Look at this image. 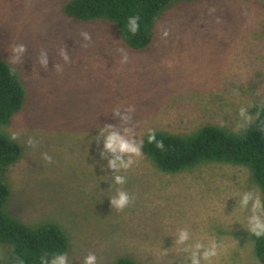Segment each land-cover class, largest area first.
Masks as SVG:
<instances>
[{"label": "rangeland", "instance_id": "obj_1", "mask_svg": "<svg viewBox=\"0 0 264 264\" xmlns=\"http://www.w3.org/2000/svg\"><path fill=\"white\" fill-rule=\"evenodd\" d=\"M67 1L0 0V58L26 91L6 127L22 151L6 172L7 213L30 227L60 226L70 264L90 253L97 264L121 257L191 264L177 250L196 242L217 245L216 256L201 264H259L247 228L253 201L242 209L240 199L247 192L261 203V194L246 168L202 164L166 175L142 152L128 169L110 170L109 160L126 157L104 151L98 134L111 126L141 142L148 129L186 136L206 125L240 132L252 124L264 103V0L180 4L136 53L110 25L65 17ZM20 44L25 52L13 63ZM29 137L35 147L27 146ZM114 175L125 183L115 184ZM117 191L130 197L122 210L109 203ZM180 230L189 233L184 245L176 243ZM8 251L0 246V262Z\"/></svg>", "mask_w": 264, "mask_h": 264}, {"label": "trees", "instance_id": "obj_2", "mask_svg": "<svg viewBox=\"0 0 264 264\" xmlns=\"http://www.w3.org/2000/svg\"><path fill=\"white\" fill-rule=\"evenodd\" d=\"M208 0H68L62 9L65 17L76 23L102 22L110 25L120 42L130 51L145 50L153 37L156 23L165 12L184 3ZM139 16L138 30L127 31V20ZM26 91L19 74L0 58V246L9 248L0 264H40V257L69 253V241L63 229L53 223L27 226L9 215L6 207L11 190L6 172L22 158L19 145L6 132L15 115L25 105ZM164 149L158 150L142 139V152L160 173L176 175L202 164L243 167L251 183L261 194L264 205V103L255 121L240 132L206 125L194 133L181 136L155 132ZM254 255L264 264V237L254 238ZM114 264H139L121 257Z\"/></svg>", "mask_w": 264, "mask_h": 264}, {"label": "clouds", "instance_id": "obj_3", "mask_svg": "<svg viewBox=\"0 0 264 264\" xmlns=\"http://www.w3.org/2000/svg\"><path fill=\"white\" fill-rule=\"evenodd\" d=\"M138 21L139 16H131L127 20V31L130 34H135L138 30ZM163 35H167L165 32ZM25 52L24 45H16L12 48V59L13 63L19 59ZM62 58L67 62L68 56L61 53ZM127 57H124L126 60ZM123 62V61H122ZM40 63L44 67L47 64V59L44 53H41ZM240 115L245 116L244 110H240ZM245 119H248L245 117ZM111 126H106L105 128L99 131V136L103 137V150L109 153H118L120 156L126 157L125 161H121L119 156L114 160H109L107 167L110 170L116 169H128L132 163V157H139L142 155V142L133 141L131 135L129 134L127 138L125 136L118 135L117 133L110 130ZM17 133L13 132L11 134V139L15 140ZM147 142L154 143L155 147L158 150L164 149V143L162 140L156 139V133L152 129L147 131ZM27 146L35 147V141L29 137L26 141ZM45 162L51 163V157L46 153L42 154L41 157ZM113 181L117 185H122L125 183V178L122 175H114ZM249 201L252 203V215L248 217L247 228L248 233L257 239L264 237V205H261L259 199L253 200L251 193H244L240 199L241 208H246L249 204ZM111 207H115L117 210H122L130 203V197L128 193L124 191H117L116 195L109 199ZM189 239V233L186 230H180L177 235L176 243L177 245H184ZM217 245L213 242L208 247H205L203 244L196 242L190 247H181L177 250V255L180 252H185L188 255L184 257L185 260L190 259L191 264H201V261H209L212 257L216 256ZM40 264H70V261L66 253H57L51 256L43 255L40 258ZM82 264H97V257L95 254H88L84 257Z\"/></svg>", "mask_w": 264, "mask_h": 264}]
</instances>
